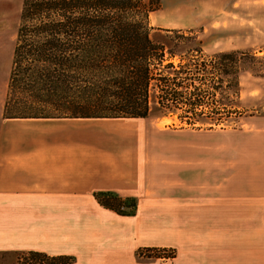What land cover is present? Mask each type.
I'll use <instances>...</instances> for the list:
<instances>
[{
    "label": "crops",
    "instance_id": "crops-1",
    "mask_svg": "<svg viewBox=\"0 0 264 264\" xmlns=\"http://www.w3.org/2000/svg\"><path fill=\"white\" fill-rule=\"evenodd\" d=\"M160 2V11L169 16L159 20L166 30L192 28L196 14L207 15L223 2L224 15H241L258 2L264 6V0H170L169 8ZM191 9L193 18L177 17ZM4 105L0 215L12 206L43 213L62 209L57 206L61 202L74 210L96 204L86 213L97 229L96 237H90L95 245L87 247L99 246L103 229L112 240H104L106 247L122 246L120 242L132 238L142 248L177 250L174 264H264V127L237 129L241 141L233 139L232 145L251 148L246 159L185 158L182 168L174 160L164 170L156 150L144 154L143 133L124 124L144 119H5ZM97 193L135 199L136 214L123 217L103 208ZM94 257L77 256L72 264ZM118 261V255L106 259L109 264Z\"/></svg>",
    "mask_w": 264,
    "mask_h": 264
},
{
    "label": "trees",
    "instance_id": "trees-1",
    "mask_svg": "<svg viewBox=\"0 0 264 264\" xmlns=\"http://www.w3.org/2000/svg\"><path fill=\"white\" fill-rule=\"evenodd\" d=\"M159 7L143 0H24L3 117L144 119L152 87L159 108L188 109L180 119L189 124L208 113L218 123L240 117L235 98L246 53L200 55L176 66L151 37L149 17ZM95 199L119 216L136 214L135 199L111 193H97ZM29 255L39 260L28 264L73 261ZM175 256L171 251L168 258Z\"/></svg>",
    "mask_w": 264,
    "mask_h": 264
},
{
    "label": "rangeland",
    "instance_id": "rangeland-1",
    "mask_svg": "<svg viewBox=\"0 0 264 264\" xmlns=\"http://www.w3.org/2000/svg\"><path fill=\"white\" fill-rule=\"evenodd\" d=\"M143 1L145 3L151 1L154 5L159 2L161 7L160 0ZM163 2L164 7L169 8L171 5L170 0ZM223 3L216 8L208 9L207 15L196 14L192 28L171 29L177 31L172 34L160 26L159 20L169 17L166 12H161L159 7L150 14V24L154 28L151 37L156 43L165 46V58L172 59L176 66L200 55L212 58L221 53H246L240 57L242 61L238 75L240 96L235 98V107L237 111L242 112L240 117L233 115L232 118L218 123L216 120H210L207 117L209 113L206 112L207 115H201L196 118L197 121L189 124L186 119H180V116L187 115L184 113L188 109L164 112L157 104L156 92L152 87L148 117L140 122H124L130 130L143 133L140 139L145 144L144 154L156 150L164 170L170 166V161L174 160L178 169L182 168L185 158L208 162L246 159L251 148L232 145L233 139L240 140L237 129L264 127V6H260L258 2L255 4L259 5L258 7L250 4L251 8L245 7L241 15L236 11L234 15L232 12L224 15ZM23 4L24 0H0V113L8 90V78L21 24ZM194 11L195 9H191L190 13L180 12V16L177 17L192 16ZM223 16H226V19ZM249 25L251 30L247 32ZM220 93L218 99L221 98ZM261 151L264 152V148ZM62 205L64 206L62 209L43 213L15 206H12L11 210L2 209L0 264H28L39 260L31 257L30 252L43 253L51 257H58L55 254L62 253L63 255L59 256H68L73 260L77 256L84 257L90 254L95 256L92 262L82 260L79 264H109L106 263L107 256L116 255L121 261L112 264H174V258L168 257L171 251L176 255L177 250L157 248L158 250L147 251V248L139 247V243L132 238L120 242L122 246L106 247L104 240L108 243L112 240L110 232L103 229L99 236L100 242L97 244L99 246L87 247L90 243L95 245L90 237H96L97 229L90 225L91 221L86 213L98 206L81 205L80 210H74L69 208L71 204L67 202L57 204L59 208ZM161 207L165 208L167 205L155 208ZM159 218L167 219L164 216H154V219ZM79 239H82L81 242Z\"/></svg>",
    "mask_w": 264,
    "mask_h": 264
}]
</instances>
